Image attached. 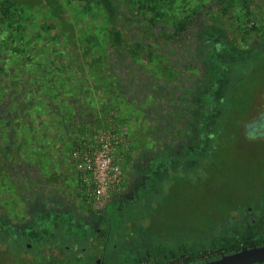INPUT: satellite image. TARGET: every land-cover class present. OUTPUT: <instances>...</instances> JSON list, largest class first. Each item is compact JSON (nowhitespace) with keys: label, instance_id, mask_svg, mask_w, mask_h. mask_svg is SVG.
I'll return each instance as SVG.
<instances>
[{"label":"rangeland","instance_id":"1","mask_svg":"<svg viewBox=\"0 0 264 264\" xmlns=\"http://www.w3.org/2000/svg\"><path fill=\"white\" fill-rule=\"evenodd\" d=\"M115 1L132 20L137 61L113 50L103 12L90 0H14L32 49L21 58L0 52V232H26L25 241L44 252L42 263L57 243L61 263L87 264L83 244L74 242L76 259L67 253L69 238L79 239L83 225L97 227L119 197L126 203L145 194L140 178L148 158L188 151L199 137L200 110L219 96L226 63L264 48V0ZM187 16L193 23L175 33L173 24ZM49 26L58 46L45 38ZM248 77L264 92V71L256 80ZM233 154L244 181L253 155L243 149ZM260 215L257 229L229 218L218 238L208 232L207 239L154 241L139 253L105 260L139 261L157 242L156 259L166 261L235 237L263 238L264 211ZM52 216L59 219L48 220ZM16 263L23 262L0 264Z\"/></svg>","mask_w":264,"mask_h":264},{"label":"flooded vegetation","instance_id":"2","mask_svg":"<svg viewBox=\"0 0 264 264\" xmlns=\"http://www.w3.org/2000/svg\"><path fill=\"white\" fill-rule=\"evenodd\" d=\"M218 97L209 108L200 110L203 120L195 125L199 137L188 151L160 153L149 157L144 163L140 182L143 189L147 190L145 194L136 193L126 203L123 197H119L107 209L97 227L91 230L89 225H83L81 229L84 232L80 233L79 239L74 241L73 237L69 238L68 248L62 247L67 249L72 259H76L78 254L74 242L88 249L86 251L90 254L87 264H111L105 258H122L127 250L139 253L153 245L154 241L170 243L171 239L200 236L207 239L208 232L218 238L222 236L218 232L225 229L229 218L243 223L246 230L257 229V216H262L260 213L264 211V92L258 94L250 105L248 115L237 128V134L236 129L229 128H225L221 135L215 134L220 132L221 125L217 118L224 115L217 103ZM235 149H243L251 157L253 155L250 172L244 181L233 154ZM238 178L240 180L237 182ZM199 192L204 193V200ZM160 205L165 231H145L149 226L154 228L153 219ZM220 208L222 214H219ZM53 218L59 219L52 216L48 220ZM54 222L56 230L59 221ZM170 224L173 229L168 227ZM122 227L126 231L121 230ZM262 232L264 234V229ZM262 236L237 240L235 237L231 243L229 240V244L206 248L190 255L179 254L166 261L156 259L162 250L157 242L156 248L151 249V252L145 251L139 261L130 262V259H126L127 262L122 260L114 264H203L244 248L262 247ZM25 240H29L26 232L11 230L4 232V235L0 232V263L7 260L21 261V264H45L49 255L50 258L56 257V260L51 258L49 264H63L64 253L57 243L48 247V254L42 263L39 257L44 252L33 248V244ZM54 249L59 253L54 252Z\"/></svg>","mask_w":264,"mask_h":264},{"label":"trees","instance_id":"3","mask_svg":"<svg viewBox=\"0 0 264 264\" xmlns=\"http://www.w3.org/2000/svg\"><path fill=\"white\" fill-rule=\"evenodd\" d=\"M90 1L98 5L103 12L108 29L107 37L113 50L121 55L126 54L132 60L137 61L140 57L138 54L140 43L137 41L135 32L132 31L133 29H130L132 20L122 14L115 0ZM246 9H248L247 6ZM24 21V15L16 8L14 0L2 1L0 4V52L8 54L9 58L28 56L29 51L32 49V43L24 39ZM192 23V18L187 16L175 22L172 29L175 33H179L186 30ZM53 28V26L48 27L45 32V38L48 37V40L58 46L57 35L51 30ZM252 28L253 30L256 29L255 26ZM38 37V40L40 39L43 42L42 36ZM27 62L31 68L36 67L37 63L31 58H28ZM263 71L264 48L254 50L245 60H229L226 63L223 68L221 86L218 88L220 93L217 102L222 107L224 115L217 118L221 125L220 132L215 134L221 135L225 128L236 129L235 133L237 134V128L240 122L245 119V116L248 115L250 105L255 102L256 96L262 92L261 88L251 87L252 82L249 80L248 74L256 80ZM261 83L264 89V81ZM155 215L153 219L154 228L152 229L149 226L145 228V231H165L163 229L165 223L161 205ZM168 227L173 229L172 224L168 225Z\"/></svg>","mask_w":264,"mask_h":264},{"label":"water","instance_id":"4","mask_svg":"<svg viewBox=\"0 0 264 264\" xmlns=\"http://www.w3.org/2000/svg\"><path fill=\"white\" fill-rule=\"evenodd\" d=\"M264 263V246L242 249L234 254L224 255L220 259L203 264H255Z\"/></svg>","mask_w":264,"mask_h":264}]
</instances>
